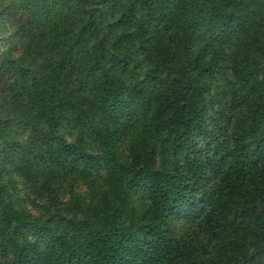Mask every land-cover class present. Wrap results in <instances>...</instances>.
Segmentation results:
<instances>
[{"label": "trees", "instance_id": "obj_1", "mask_svg": "<svg viewBox=\"0 0 264 264\" xmlns=\"http://www.w3.org/2000/svg\"><path fill=\"white\" fill-rule=\"evenodd\" d=\"M0 264H264V0H0Z\"/></svg>", "mask_w": 264, "mask_h": 264}]
</instances>
